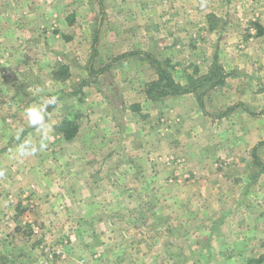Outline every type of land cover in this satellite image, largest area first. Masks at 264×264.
<instances>
[{
	"label": "rangeland",
	"instance_id": "rangeland-1",
	"mask_svg": "<svg viewBox=\"0 0 264 264\" xmlns=\"http://www.w3.org/2000/svg\"><path fill=\"white\" fill-rule=\"evenodd\" d=\"M132 1L0 0V151L12 144L11 161L0 160V264H240L242 257L259 259L249 264H264V227L231 230L232 199L205 192L197 173L182 165V148H159L153 176V167L115 165L117 135L107 147L106 134L87 133L101 113L108 114L111 131L119 127L130 135L132 120L142 118L138 101H120L123 90L139 87L130 74L136 64L120 68L113 62L105 69L109 59L104 55L90 58L95 37V46L103 50L108 42L119 41L123 29L134 32L136 26L144 35L147 16L136 10L133 18ZM196 1L200 9L205 4L218 11V17L207 19L222 32L221 43L236 51L256 49L264 67V0H173L174 21L196 19ZM227 26L237 34L224 38ZM210 49L189 56L205 66L207 58L213 60ZM255 71L262 77L263 68ZM196 72L195 77L206 73L203 66ZM159 112L153 123L164 130L169 125H163ZM64 119L77 120L70 139L58 129ZM199 149L187 156L197 158ZM39 150L45 151L43 174L31 165L42 154ZM107 152L103 170L99 162L105 164ZM91 157L97 165L89 162ZM255 185L251 199L259 209L264 183ZM243 208L240 204L236 210L242 214Z\"/></svg>",
	"mask_w": 264,
	"mask_h": 264
},
{
	"label": "crops",
	"instance_id": "crops-1",
	"mask_svg": "<svg viewBox=\"0 0 264 264\" xmlns=\"http://www.w3.org/2000/svg\"><path fill=\"white\" fill-rule=\"evenodd\" d=\"M170 2L174 4L173 0L132 1L131 4L136 7L132 11L133 18L138 17L136 10L140 11L141 15L147 16L148 23L143 26V36L142 33L135 31L138 29L136 26L132 29L134 32L123 29L119 33V41L117 43L108 42L107 47L103 50L95 46L97 40L96 37L94 38L90 58H94L95 55H104V60L109 59L106 60L105 69L113 62H117L120 68H125L128 62L136 64L133 66V73L130 74L135 76V82L139 87L129 91L123 90L120 101L124 103L138 101L140 104L137 105L141 106L139 111L142 112V118L141 120L133 119L130 123L133 126L132 135L125 130H119V127H117V132L111 131L110 126L108 127L110 125L108 114L104 113H101V118L93 119L91 124L89 122L90 125L87 126L86 131L89 134H99L100 132L106 134L105 138L108 137L105 143L107 147L117 135L120 147L114 154L118 156L115 165L120 168L127 165V168L133 170L138 168L145 170L147 166L153 167V173L152 170H149L153 176L157 173L155 166L159 158L158 154L161 152L159 148L163 147L162 149L167 152L178 151L182 148L187 152L180 151L184 156L183 163L181 161L182 165L187 166L190 173H197L195 177L200 178L199 181L206 184L205 192L217 199L227 197L232 199L228 205L230 215H235V220L229 226L231 230L241 228L249 231L258 226L263 228L264 204L260 206L261 208L256 209L253 207L251 199L254 198L251 196H254L255 184L264 183V73H262V77H257L258 72L255 71L262 68L264 71V67L261 66V62L257 61L258 52L251 47L236 51L229 43L227 45L224 42L221 43L219 39L222 37V32L217 27L210 25L207 19L219 16L215 8L207 10L204 4L203 9H200L198 1H196L195 15L198 13L196 19L177 17V20L174 21L171 15L173 5H170ZM262 24L264 26V20ZM137 25L140 27L141 23L137 22ZM153 26L154 30H152ZM236 34L234 28L227 26L223 37L229 38ZM262 34L264 35V27ZM262 34L259 37H263ZM139 38H142L143 42L138 40ZM210 38H214L213 41L210 42ZM163 42L165 45H162ZM210 48L214 49L213 60L207 58L205 66L202 65L204 70L207 72L215 61L222 66L228 76L222 85L213 88L205 95L204 111L199 107L193 92L160 98H151L145 93L144 86L157 79V72L146 58V53L153 55L159 61L168 60L172 65L171 73L174 80L184 85L187 83L185 78L193 72V69L202 67L189 54L198 52V49L204 54H209ZM250 50L251 53H249ZM130 69L131 67L128 70ZM127 81L125 83H128ZM206 97L211 101V109L208 108ZM230 107L232 110L222 115ZM157 111H160L159 114L163 116L160 118L165 123L163 125H169L164 130L159 128L158 124L153 123L156 120L154 116ZM125 121L127 124L129 121L127 117H125ZM113 126L114 124H112ZM164 133L171 134V137L167 136L166 138L162 135ZM178 134H183L185 137L178 138ZM11 145L9 144L8 147ZM8 147L7 150L0 151V160L8 158L11 161L12 157L9 155L8 149L10 148ZM15 148L17 147L14 146L12 149ZM194 148H200L198 157L192 158L191 156L189 158L190 151ZM203 149L214 151V155L212 153L202 154ZM38 152L42 154L37 155L35 162H32L31 165L34 172L43 174L42 162L45 158V151L39 150ZM95 152L98 155L99 152ZM108 154L109 152L106 153L105 164L103 161L99 162V165H104L103 170H106L108 164ZM130 154H132L131 161L125 163L126 156H130ZM203 157L206 159H202ZM92 158L94 157H91L89 162L97 165ZM208 158L209 161L212 160L205 165ZM204 168L205 174L201 176V171ZM207 171L211 173L208 174ZM153 178L150 176V180ZM261 196H264V192ZM239 199L243 200L238 201ZM240 204H244L242 214L236 210ZM224 206L225 204L222 206V212H225ZM221 214L225 215V213ZM224 215L218 217L220 219L217 218L219 223L225 219ZM237 216L240 218L238 219ZM252 261H255L252 260V257L239 259L240 264H249Z\"/></svg>",
	"mask_w": 264,
	"mask_h": 264
},
{
	"label": "trees",
	"instance_id": "trees-1",
	"mask_svg": "<svg viewBox=\"0 0 264 264\" xmlns=\"http://www.w3.org/2000/svg\"><path fill=\"white\" fill-rule=\"evenodd\" d=\"M146 58L150 61L151 65L157 72V79L148 82L145 86V93L151 98H160L164 96L180 95L187 92H193L197 98L199 107L204 111V97L213 88L222 85L228 76L222 66L217 62H213L209 70L204 75L197 74V69H193V72L189 74V81L186 84H180L176 82L172 76V65L168 60L159 61L153 55L146 53ZM103 71L102 69L98 70ZM232 110V107L225 110L222 115ZM76 119H64L60 123L58 129L63 133L65 139H70L74 135L73 129L76 126ZM75 130V129H74ZM262 260V259H261ZM260 260V261H261ZM259 262V259L255 260Z\"/></svg>",
	"mask_w": 264,
	"mask_h": 264
},
{
	"label": "clouds",
	"instance_id": "clouds-1",
	"mask_svg": "<svg viewBox=\"0 0 264 264\" xmlns=\"http://www.w3.org/2000/svg\"><path fill=\"white\" fill-rule=\"evenodd\" d=\"M53 102H54V100H53ZM30 112H31V110H29V114H30Z\"/></svg>",
	"mask_w": 264,
	"mask_h": 264
}]
</instances>
